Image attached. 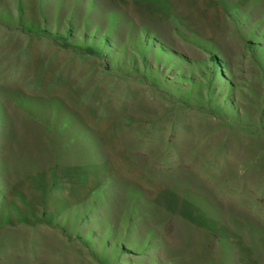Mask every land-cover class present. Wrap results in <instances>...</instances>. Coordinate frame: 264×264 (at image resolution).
<instances>
[{
	"label": "rangeland",
	"instance_id": "374dc122",
	"mask_svg": "<svg viewBox=\"0 0 264 264\" xmlns=\"http://www.w3.org/2000/svg\"><path fill=\"white\" fill-rule=\"evenodd\" d=\"M256 43L264 0H0V264H264Z\"/></svg>",
	"mask_w": 264,
	"mask_h": 264
},
{
	"label": "trees",
	"instance_id": "16d2710c",
	"mask_svg": "<svg viewBox=\"0 0 264 264\" xmlns=\"http://www.w3.org/2000/svg\"><path fill=\"white\" fill-rule=\"evenodd\" d=\"M36 31L37 32H39V33H41V34H44V35H47V36H49V37H58L59 35H53V34H50V33H48V32H46V31H44V30H41V29H36ZM152 41H153V38H152ZM155 42V41H154ZM157 44H156V46L154 47V46H152V43H151V41L150 40H147V42L145 43V46H144V48H145V50H147V49H149V48H154V50H155V61H156V63L157 64H159L160 63V59H161V57H163L162 59V61H163V63L165 64H167L168 63V61H169V58H171V56H172V54H169V53H167V52H165V48H164V46L162 45V44H160L159 42H156ZM155 44V43H154ZM64 46H68V45H64ZM254 47H256V48H254ZM254 47H251L252 48V50H254L255 51V53H257L258 55H259V57L261 56V61H262V63H263V66H264V45L263 46H259V43H256V45L254 46ZM87 54H91V55H94V56H97V57H104V56H108L109 54H110V50L109 51H105L104 49H101L99 46H92L91 45V47L90 46H85L84 47V49H83ZM144 49H142V51H143ZM254 51H252V52H254ZM122 53H123V51H121ZM137 52H139V53H142V52H140L139 50L137 51ZM117 54H118V52H116L115 53V56H117ZM142 55H143V53H142ZM160 55H162V56H160ZM144 56V55H143ZM116 58V57H115ZM144 58V57H143ZM181 59V61H186L185 59H183V58H180ZM211 60L213 61V58H211ZM214 62V61H213ZM261 63V64H262ZM177 80H180V78H178ZM229 88H230V85L229 84H227V87H226V89L227 90H229ZM175 91H177V90H175ZM189 94H191V93H189ZM195 94H198L197 92H195ZM215 109L218 111V110H220L221 111V109H220V107H219V109H217V107H215ZM230 109V104L229 103H227V109H225V111H227V110H229ZM223 111V110H222ZM225 111H223V112H225ZM122 250V248L121 249H119V251H121Z\"/></svg>",
	"mask_w": 264,
	"mask_h": 264
}]
</instances>
